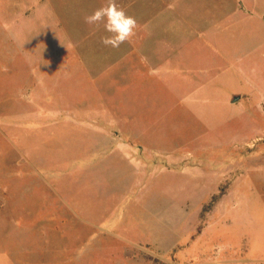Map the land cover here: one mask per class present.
Returning a JSON list of instances; mask_svg holds the SVG:
<instances>
[{
	"label": "rangeland",
	"instance_id": "374dc122",
	"mask_svg": "<svg viewBox=\"0 0 264 264\" xmlns=\"http://www.w3.org/2000/svg\"><path fill=\"white\" fill-rule=\"evenodd\" d=\"M105 3L0 0V245L24 264H264V89L242 75L264 88V29L232 36L230 82L178 88L100 42L84 17ZM156 37L145 55L168 54Z\"/></svg>",
	"mask_w": 264,
	"mask_h": 264
},
{
	"label": "crops",
	"instance_id": "0c3cea01",
	"mask_svg": "<svg viewBox=\"0 0 264 264\" xmlns=\"http://www.w3.org/2000/svg\"><path fill=\"white\" fill-rule=\"evenodd\" d=\"M119 2V6L123 7L127 14L136 18L138 28L136 35L125 43L128 51L120 52V48H115L117 54L121 57L141 56L139 60L148 66L158 64L171 66L173 68L171 74L174 75L173 80H177L178 88L183 84L182 80L190 82L194 80L195 73L209 74V70L218 75H214L215 77L224 78L225 83L230 82L231 76L227 75L229 70L226 66L233 63L231 60L236 56L233 49L238 47L232 43V36L239 31L241 37L255 31L258 34L264 29V0H119ZM154 34L157 40H160L159 46L169 50L168 54L163 51L162 54L160 52L145 55L146 43L148 48V42L155 37ZM161 35L164 37L161 38ZM246 40H249L248 37ZM255 49V42H249L240 57L242 62L255 64ZM149 58L160 60L150 64L147 62ZM195 66L198 68L195 69ZM150 72L151 75L158 76L157 70ZM167 73H170L168 69ZM242 75L253 89L257 91L264 89L260 84L253 82L248 71ZM237 90L230 95L229 102L235 94L242 98H249L251 95L250 89L245 86L238 87ZM258 94L264 98L263 91ZM2 247L0 245V252L5 248ZM9 247L4 249L7 251L6 255L0 254V264L9 262L24 264L23 259L19 258L20 252L23 255V247L18 245Z\"/></svg>",
	"mask_w": 264,
	"mask_h": 264
},
{
	"label": "clouds",
	"instance_id": "9594fccd",
	"mask_svg": "<svg viewBox=\"0 0 264 264\" xmlns=\"http://www.w3.org/2000/svg\"><path fill=\"white\" fill-rule=\"evenodd\" d=\"M86 24L95 28L103 27L107 35L101 37L105 47L119 48L129 42L135 35L138 22L134 16L127 14L116 0H106V3L84 17Z\"/></svg>",
	"mask_w": 264,
	"mask_h": 264
}]
</instances>
